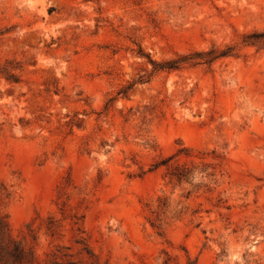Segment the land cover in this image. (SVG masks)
I'll return each instance as SVG.
<instances>
[{
  "label": "rangeland",
  "instance_id": "1",
  "mask_svg": "<svg viewBox=\"0 0 264 264\" xmlns=\"http://www.w3.org/2000/svg\"><path fill=\"white\" fill-rule=\"evenodd\" d=\"M14 242L264 264V0H0V264Z\"/></svg>",
  "mask_w": 264,
  "mask_h": 264
},
{
  "label": "trees",
  "instance_id": "2",
  "mask_svg": "<svg viewBox=\"0 0 264 264\" xmlns=\"http://www.w3.org/2000/svg\"><path fill=\"white\" fill-rule=\"evenodd\" d=\"M228 52L229 51H221V52H219V54H216V51L210 50L207 52V54H209V56H210L208 61H211L214 58H217L218 56L225 55ZM202 54L203 53H194L195 56H201ZM201 58H203V57H201ZM177 63H178V60H170V61H167L165 63L160 64L159 66H160V68H162V67L175 68V67H177V65H176ZM9 253L14 258V261L16 262V264H21V263L29 260L28 257H26L27 254H26L25 250L17 242H14V248L10 249Z\"/></svg>",
  "mask_w": 264,
  "mask_h": 264
}]
</instances>
